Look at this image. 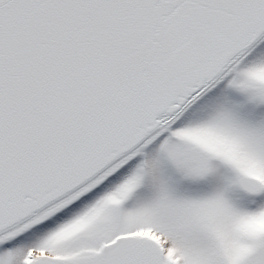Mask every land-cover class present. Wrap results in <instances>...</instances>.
<instances>
[{
  "label": "snow or ice",
  "instance_id": "6c2138e0",
  "mask_svg": "<svg viewBox=\"0 0 264 264\" xmlns=\"http://www.w3.org/2000/svg\"><path fill=\"white\" fill-rule=\"evenodd\" d=\"M260 224L264 0H0V264H264Z\"/></svg>",
  "mask_w": 264,
  "mask_h": 264
},
{
  "label": "clouds",
  "instance_id": "9594fccd",
  "mask_svg": "<svg viewBox=\"0 0 264 264\" xmlns=\"http://www.w3.org/2000/svg\"><path fill=\"white\" fill-rule=\"evenodd\" d=\"M258 227H264V224L257 225Z\"/></svg>",
  "mask_w": 264,
  "mask_h": 264
},
{
  "label": "rangeland",
  "instance_id": "374dc122",
  "mask_svg": "<svg viewBox=\"0 0 264 264\" xmlns=\"http://www.w3.org/2000/svg\"><path fill=\"white\" fill-rule=\"evenodd\" d=\"M103 189H99V190H97V191H102Z\"/></svg>",
  "mask_w": 264,
  "mask_h": 264
}]
</instances>
